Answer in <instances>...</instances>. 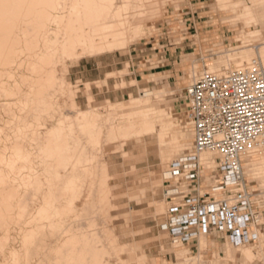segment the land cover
I'll return each instance as SVG.
<instances>
[{
  "label": "bare ground",
  "instance_id": "1",
  "mask_svg": "<svg viewBox=\"0 0 264 264\" xmlns=\"http://www.w3.org/2000/svg\"><path fill=\"white\" fill-rule=\"evenodd\" d=\"M213 1L220 11L235 13V18L242 22L245 33L238 34L235 41L230 44L231 50L229 52H239V54L220 59L215 65H208L206 72L224 75L229 71L246 69L252 65L259 66L264 72V0H248L251 4L249 8L238 3L231 4L228 0ZM164 9L165 1L163 0H0V98H2L0 110L2 108L7 113H11L12 110H17L13 109L12 105L19 104L22 112V115L19 113L18 119L16 118L17 114L15 118L12 117L15 120L10 118L14 123L16 119L18 120V123H15L14 132L11 131L10 136L9 133L3 136V129L0 130V227L4 228L3 231L9 230L8 233H10V229H5V227L15 222L11 220V217L15 219L18 215V217L23 218L29 206L26 203L27 198L24 196L28 194L29 190L32 191L34 199L42 194V202L40 205V202L37 204L38 207L35 205V212L30 215L32 216L31 219L28 218L30 220L27 219V222H23L24 226L27 224L32 227L28 230L26 228L27 231L24 232V235L22 234L23 254L14 253L13 259H10L14 263L19 264V261L24 259V263L25 260H28L30 264L29 259L31 255L33 256L34 250L31 252L28 244L34 246L35 243H40L38 241L43 243L44 238L49 236H46L45 230L47 228L49 231L55 226L58 228V225L64 226L65 224V227L67 226L69 229L66 227V230L60 231V228L58 234L55 232L60 245H56L58 246L54 254L56 259L51 263L103 264L96 251L95 242L98 240L96 230L86 231L85 228V231H82L77 229L79 218L88 214L79 215L78 206L80 204L76 200H80L83 196V201L81 199L82 208H79V212L80 209L87 212V208L92 207L96 211L92 210L93 214L96 213L97 218L101 217L103 221L112 215L108 212L113 213L109 210L115 207L111 195L114 190L110 192L107 186L108 181H106L109 177L106 171L109 163L107 164L98 157V152L100 155L108 142L114 141L117 144L114 149L119 151V155H122L121 158L126 159L131 155L124 150V147H128L135 150L140 149V159H148L150 155H153L159 161V176L150 174L145 178L143 177L145 186L140 188L142 191L130 196L137 204L143 201L146 192L155 195L162 181V175L164 182L168 177V172L171 171V164L186 155L177 157L170 164L169 170L165 173L162 172V164L172 160L171 158L175 156V152L171 150L174 143L169 142L166 137L169 130V119H175L176 116L182 114L183 110L178 108L173 111H165L151 108L149 104L156 94L146 90L141 92L138 98H131L125 104H107L109 109L106 111L107 115H103L105 118H101V114L92 110L93 107L89 109V106L84 111L73 109V113L76 111L74 124L67 122L68 124L64 123L63 125V122L58 120L57 127L52 129L46 127V121L40 122L41 115L46 113L47 116L44 115V118L48 119L49 116L51 118L50 113H54L59 108L58 95L67 96L70 101L69 106L75 108L73 103L75 94L67 88L65 80L70 64L84 58L125 51L137 40L147 37L148 32L146 30L154 27L153 22L160 19ZM250 28L253 30L246 31ZM256 53L258 57H256ZM193 69L195 70L196 67ZM20 84L25 85L28 91L26 89L23 91ZM98 107L101 106L98 105ZM5 119L10 120L9 116L8 119L7 117ZM5 119L1 123L4 124ZM6 126L4 125V128H9ZM43 127L47 128V132L42 131ZM9 129L11 130V127ZM109 146L108 148H112ZM32 147L33 149L36 148L37 151L34 149L35 152H33ZM112 150L111 152H113ZM244 156L246 157L243 162L244 177L258 180L264 184V139L252 150L244 153ZM198 161L208 169L214 165L217 167L216 157L213 153L200 154ZM124 164L126 163L124 162ZM116 175L118 176V174ZM98 177H100L98 180L100 184H97L99 188L94 182ZM128 177L131 178L130 175ZM93 184L96 186L94 187ZM45 186H47L46 189L48 188L47 191L44 190ZM93 187L98 190L97 196L100 194L97 200L94 199L97 203L92 199L93 192L96 191L93 190ZM215 195H219V193ZM14 202L17 204L15 205L19 209V213H14L16 211L14 210ZM94 203H96L95 206ZM125 205L127 207V203ZM160 206L154 204L156 214L163 209ZM128 210L127 215L130 212ZM13 213L16 216H12ZM132 214L127 217L129 223H132L133 219L136 218L134 217L135 214L133 217ZM91 215L88 216L91 219L83 220V222L86 221L89 228L95 226L93 219L95 220L96 216L94 218ZM99 219L97 223L98 221L101 222ZM106 222L108 221L106 220ZM111 222L109 221V223ZM116 222L119 223L120 220L118 222L116 219ZM15 223L22 225L20 220ZM13 226L16 225L12 224ZM73 226L77 227L76 230L73 229ZM104 226L107 228L110 225ZM21 233L18 235L21 236ZM6 234H2L5 235L4 238L2 237L4 242L10 238ZM106 236L107 243L112 244L113 250L120 256L122 263L128 264L123 261L126 251L124 252L120 248L122 246L118 248L116 238H114L116 236L112 237L109 233ZM203 237L205 236H200L198 241ZM51 238L50 240L53 239ZM0 240L2 242L1 238ZM52 241L54 242V240ZM260 242L264 244V241ZM172 243L174 246L184 245L180 241L172 240ZM5 244L8 245L9 243L5 242L3 245ZM54 245L52 243L51 246ZM229 245L231 246V244ZM259 246L263 252L264 246L260 243ZM232 247L235 246L232 245ZM252 249L251 247L242 249L241 256L250 261L255 260L251 258L253 256ZM260 250L257 252L259 253ZM103 251V254L109 253L106 246ZM186 254L187 249L185 248L179 249L175 253L177 264H189L185 262ZM142 255L136 254V257L139 258L134 260L132 264H146L148 259L146 260ZM143 258L146 260L145 263ZM236 258L237 251H232L229 257L223 259V262L218 261L209 264H225V260L232 261ZM40 260L44 262V260ZM13 262L10 261L12 264ZM151 264H154V261Z\"/></svg>",
  "mask_w": 264,
  "mask_h": 264
},
{
  "label": "rangeland",
  "instance_id": "2",
  "mask_svg": "<svg viewBox=\"0 0 264 264\" xmlns=\"http://www.w3.org/2000/svg\"><path fill=\"white\" fill-rule=\"evenodd\" d=\"M163 1H165L164 12L162 13L159 20L153 22L154 27H151L150 29L146 30L148 32V35L146 38H141V39L137 40L135 43L130 45L128 47V49H126L123 52H114V53H109V54L96 56V57H92V58H84V59L78 60L76 63L74 62V64L73 63L70 64L69 68H68L69 71L65 76V80L67 82V85H66V86H68L67 88H69V90L75 94L74 101H73L75 108H72L71 106H69L70 101L67 98V96L64 95V97H63L62 95H58L57 101H59L58 102L59 108L57 110H55L54 113H52L54 115H52L50 113L51 118H50V116L48 117V119L44 118V115L47 116L46 113L43 114V116L41 115L42 119L44 118V121H42V119L40 118V120H41L40 122L44 123L46 121L45 122L46 127L47 128L51 127L52 129H53V127L55 128V126L57 127L58 120H61V122H63L62 123L63 125H64V123L68 124L67 122L74 124L75 118H76V116L74 115V113H76L75 110L84 111V110H87V108L89 106H90L89 109H92V107H93L94 109H92V110L99 112L101 114V116H100L101 118H105V116L107 115L106 111L109 109L107 107V104H112V105L125 104L128 101H130L131 98H138L140 93L143 92L144 90H146L149 93L154 92L156 94L152 98V100L149 104L151 108H158V109L165 110V111H168V110L173 111V110L178 109V108H181V110H183L182 114H179L178 117L176 116L175 119H173V120L169 119L170 120V122H168L169 123V130H168V134L166 137L169 140V142L174 143L173 146L171 147V150L173 152H175V156L173 158H171L172 160L168 159L169 161H167V163L164 162L162 164V166H161L162 172L165 173L166 171H168L170 164L173 161H175V159L177 157L185 155V154L186 155L190 154L192 151V129H191V126L189 124L188 116H187L188 102L186 99V90L194 81L198 80V78L202 75L203 72L206 71V67L208 65H212V64L215 65V64H217L218 60H220V59H226V58H229L230 56L239 54V52H235V53L229 52L231 50L230 44L235 41V38L238 34L245 33V29L243 28L242 22H240V20L235 18V13L220 11V9L216 6V4H214L213 0H195V2H197V1L200 2L199 5L201 7H203V10L206 11V13L210 17L213 18L212 22L217 25L218 30H219V35L221 37L219 43L214 42V41L213 42H206L205 46H203V48L200 52L201 54L197 58L194 59L192 57L191 60L187 64H186V62L182 63V67L184 68V72H185L184 75L182 76L183 80H184L183 81V83H184L183 87L180 86L181 84H178L177 86H175L174 83L169 86L166 80L165 81L155 80L156 78H153L154 80H148V82L144 86L142 85V83L131 82L130 76L133 74V72L129 69L131 60H138L139 57L141 56V53L148 50L152 46L153 47L157 46V43H158L157 40L160 37H162L163 35L167 34L169 36H173L177 31H184L183 25L180 24L181 16L179 15V13H180L181 9L183 8V6L188 4L191 0H163ZM228 1L231 4L238 3L239 5L247 7V8H249L251 6V4L248 0H228ZM249 30H253V29H251V28L246 29V31H249ZM257 55L258 54L256 53V57H258ZM195 67H197V68L194 70L193 68H195ZM215 71H216V69H215ZM135 84H137V85H135ZM20 85H21L20 88L24 91L26 89V86L24 85L25 86L24 87L23 84H20ZM133 85L137 86V88H132ZM22 86H23V88H22ZM162 87H166L167 89H161ZM26 90L28 91V88ZM90 98H91V101H90ZM1 101H2V98H0V102ZM105 103H106V105H105ZM0 104H2V102ZM15 105H16V107H15ZM15 105L14 104L12 105L13 109H17L20 111L21 106L19 104H15ZM98 105L101 107H98ZM19 106H20V108H19ZM12 107H11V109H12ZM73 109H75L74 113H73ZM17 110H12L11 113H7L4 109L1 108V110H0V113L2 112L1 117H0V118H2L1 121L3 122L6 117L8 119V116H9V119L12 118L13 116L15 118L16 114H17L16 118L18 119L20 114L22 115V112L21 111L19 112ZM10 114H12L11 117H10ZM103 115H105V116H103ZM52 116H53V118H52ZM68 118H70V119H68ZM12 119L9 120L10 122L5 119L4 124L1 123V121H0V124L3 125V126L0 125V130L3 129L2 130L3 136L7 135L8 133L10 136L11 135L10 132L11 131L14 132V127L18 123L17 122L18 120L16 119V121H15L16 124H15L13 122V120H15V119H13V120ZM11 120L13 123L11 122ZM47 121H48V123H47ZM70 121H72V122H70ZM4 125L5 126L7 125L6 127H9V128L11 127V130L9 128H4ZM47 128L45 129L43 127L42 131L47 132ZM51 128H49V129H51ZM7 129H9V130H7ZM65 130L67 131V129H65ZM13 132H12V135H13ZM107 145L109 147H112L113 150H112V148H108ZM114 146L117 147V144L114 141H110L107 144H105L104 149H102V152H100V155L98 152L99 159L102 158V160H104L107 164L108 163L110 164V165L108 164L110 167L107 165V169H106L107 174L109 175V177L106 181H108L107 186H108L110 192H111V190L112 191L114 190L113 194L111 192V195L113 196L112 199L115 202V207H113V209L111 208L112 210L111 209L109 210V211L113 212L114 214L108 212V214L113 215V218H112V215L111 216L108 215L109 220L107 218V219H105V221H103V219L101 217H99L101 219L97 218V216L95 215L96 213L93 214L92 210H94V208H92V207H91L92 209L90 207L87 208V212H83L82 209H80V212H79V208H82L81 202L83 201V196L81 197L82 201H81V199L76 200L77 202L79 201L78 202L80 204L79 206L77 205V202L75 201L76 205L78 206L79 215H83V214H85V215L88 214V215L85 217L79 218L80 220H79L78 228L76 227L77 226L76 225V226H73V229L76 230V228H77L78 230H82V231H85V228H86V231L87 230H96L95 233L97 234V238H98V240L95 242L96 251L98 252V255L100 256V260L103 262V264H123L120 256L117 254L116 251L113 250L112 244L107 243V239H106L107 233H109L112 237L116 236L114 238H116L115 240L117 242L118 248L120 246H122L120 248L123 249L124 252L126 251L125 255H124L125 259L123 261L125 263L127 262L128 264H130V263L132 264L134 262V260H138L139 257L137 258L136 254L140 256V255H142V252H143L142 256L146 260L148 259L146 261L143 258L144 259L143 261H144V263L146 261V264H148V263L151 264L152 261H154V264H177L175 253L179 249H183V248L187 249L185 262H187L189 264H209V263H214V262H218V261L223 262V259L229 257L231 255L232 251H235V252L237 251V258L235 260H232V261L231 260H225V262H226L225 264H264V250L262 252L260 250L261 246H259V243L264 246V244H262L263 242H260V241H264V225L261 227L260 232H259L260 233L259 237L261 236L260 239H258V241L256 243L250 244V245H244L241 247H232V245L231 246L228 245L227 242H224L222 240H218V246L220 247V249L215 251L213 247L206 248L205 239L200 238L197 250H195L194 248H190L187 245L174 246L171 238L168 235V233L162 228V226L165 224V215H166V212L168 209V203L164 199L163 194H162V192H163V175H162V181L160 183V186L157 188V191H156L157 193L155 195H151V193L146 192L145 197L143 198V201H141L140 204H137L135 202V200L130 198V196L132 194H135L136 192L140 193L142 191V190L140 191V188H143L145 186L144 178L146 176H149L150 174H152V175L156 174L159 176L158 170L160 169V164H159L158 159L153 155H150L148 157V159H140V156H141L140 149L135 150V149L128 148V147H124V150H126L129 154H131L133 156L131 157V155H129L128 158L124 159V158H121L122 155L121 156L119 155V153H118L119 151L114 149ZM105 148H107L108 150H106ZM31 149L33 150V152L37 151L36 148H34L35 151H34L33 147ZM111 150L113 152H111ZM107 154H109V155H107ZM134 154H135V156H134ZM138 160H141V161H138ZM124 162L126 164H124ZM208 165H206V166H208ZM132 166L134 167L133 170H132ZM127 167H129V168H127ZM215 167H216V165L209 168V170H214ZM245 171H246V169H245ZM127 173H129V174H127ZM146 173H147V175H146ZM114 174L115 175L118 174V176L116 175L117 178L115 177ZM129 175L131 176V178H129V177L127 178V176H129ZM138 179H139V181H137ZM95 180L96 181H94V182L96 185L100 184V181L98 182V180H100V177H98V179L96 178ZM245 180H246L248 189L253 194V201L257 205L258 210L260 212L264 211V184L260 183V181H258V180L257 181L251 180L249 177H246V176H245ZM137 183H138V185H137ZM95 184H93L94 187L96 186ZM111 184L114 185L115 187L112 186ZM118 186H119V190H118ZM46 187L47 186L44 187V190L47 191L48 188L46 189ZM94 187H93V190L94 191L96 190V191L93 192L92 199L94 200L96 198V200H97V198L100 194L97 196L98 190H97V188H94ZM96 187L99 188V185H97ZM115 189H117V190H115ZM118 191L120 193L119 197H118V195H119ZM128 191L130 192V195H128L129 194ZM94 193L96 194L95 196H94ZM114 194H115V196H114ZM41 195H39L37 198L34 199L32 197V191L29 190L28 194H26L24 196L27 198L26 203L29 206H28V209L26 210L25 214L23 215V218L18 217V215H17V217H15V219H14V217H11L12 218L11 220H13V222L20 220V223L22 225H18L15 222L12 223L13 225H16L15 227L14 226L12 227V224L7 225L5 227V229L6 228L10 229V233H8L9 230L3 231L4 228L2 229L0 227L1 228L0 230H2V231H0V236H1L0 238L2 239V242L0 240V257H1L0 258V264H12V263H10V261L13 262V260H10V259H13L14 253L19 254V252H20V254L21 253L23 254L22 250H23L24 242L22 240L23 238H21V237H23L25 231H27L30 227H32L31 225H27V224H25V226H24L23 222L24 223L27 222L28 218L31 219L32 216H30V215L35 212L36 206L38 207L37 204L40 202L39 203V205H40L42 202ZM84 195H85V193H84ZM111 195H109V196H111ZM122 197L123 198L125 197V198L123 199ZM150 197H152V198H150ZM96 200H94V201L97 203ZM125 202L127 203V207L125 205L126 204ZM96 203H94V206L96 205ZM15 204H16V202H14V205ZM154 204L161 205L160 206L161 208L163 207V209L161 210L160 213H158V214L155 213ZM16 205L14 207L15 208L14 210H16L14 213H19L18 212L19 209H17ZM129 208H131V209H129ZM127 210H128V212L130 211L129 215H127L128 214ZM94 212H96V211L94 210ZM14 213L12 214V216L13 215L16 216V214H14ZM89 213L92 214L91 217L95 218V216H96L97 219L95 218V220L93 219V221H94L95 226L100 225V226H96L97 229L95 228V226L89 228L86 225V221L83 222L84 219H91L90 217H88V216H90ZM130 213L131 214L133 213L132 217L134 214H135L134 217H136L133 219L132 223H129L127 220V217L131 215ZM124 215L126 218L124 217ZM137 216H138V218H137ZM30 219H28V220H30ZM98 219L101 220L102 224H104L106 226L110 225V226H108L110 228H108V227L106 228L104 225L101 224L100 221H98V223H97ZM116 219H118V222L120 220L119 223L123 222L124 225H123V223L122 224L117 223ZM106 220L108 222H106ZM95 221H96V223H95ZM109 221H112V222L109 223ZM113 221H115L117 224ZM80 222H81V224H80ZM99 222H100V224H99ZM261 222L264 224V219H262ZM128 223H129V225H128ZM22 226H24V227H22ZM66 227L64 224V226L58 225V228L55 226L54 228H51L49 231H47L49 229V228H47L45 230V232L49 233V234L46 233V236L49 235L48 236L49 238L45 237L44 238L45 242L43 241V243H42L41 241H38L40 243H35L34 244L35 247L33 246V244H31V245L28 244V246H30L31 252H32V250H34L32 252L33 256L31 255L32 258L30 257V259H29L30 264H32L34 259H35L34 262L38 261L37 262L38 264L40 262L42 264H52L51 262L55 261L56 255L54 257V254L57 251L56 250L57 247L60 245L58 243L57 237H56L58 232H59L58 229L61 228L60 231L61 230L63 231V230H66ZM23 228H25V229H23ZM26 228H27V230H26ZM56 228H57V230H56ZM67 229H69V228L67 227ZM21 230L23 231L22 233H21ZM3 232H5V233H3ZM52 232H54V233H52ZM55 232L57 234H55ZM19 233H21V236L18 235ZM2 234L9 235L10 238L7 239L9 241H7V240L5 241V242L9 243L8 245L7 244L3 245L5 243L3 240L5 235H2ZM50 235L51 236L54 235L52 237L53 239L51 238ZM50 238L52 240H54V242L52 240H50ZM20 240H22V241H20ZM46 243H48V244L46 245ZM52 243H53V245L55 243L56 244L54 246H51ZM56 245H58V246H56ZM159 245H161V246H159ZM31 246H32V248H31ZM105 246L109 250L108 254H103L104 253L103 249ZM42 247H43V249H42ZM136 247H138V248H136ZM247 247L253 248L251 250V251H253V256L251 258L255 259V260L250 261V260L246 259V257L241 256V254H240L241 250L245 249ZM4 248H6V249H4ZM53 248H55V249L53 250ZM40 250H41V252H39ZM259 250H260V252L258 253L257 251H259ZM13 251H15V252H13ZM16 251H18V252L16 253ZM36 251H37V253H36ZM257 253H258V255H257ZM37 254H39L40 256L38 255L35 257V255H37ZM38 257H39V259H38ZM40 259L44 260V262L41 261ZM34 262H33V264H37ZM26 263L29 264L28 260H25V263H24V259H21L19 261V264H26ZM13 264H16V263L13 262Z\"/></svg>",
  "mask_w": 264,
  "mask_h": 264
},
{
  "label": "built area",
  "instance_id": "3",
  "mask_svg": "<svg viewBox=\"0 0 264 264\" xmlns=\"http://www.w3.org/2000/svg\"><path fill=\"white\" fill-rule=\"evenodd\" d=\"M186 99L193 147L171 164L163 182L168 209L162 228L187 246L200 236L235 247L254 244L264 214L248 189L243 162L264 139V72L257 65L224 75L205 71ZM205 152L216 157V169L199 163Z\"/></svg>",
  "mask_w": 264,
  "mask_h": 264
},
{
  "label": "crops",
  "instance_id": "4",
  "mask_svg": "<svg viewBox=\"0 0 264 264\" xmlns=\"http://www.w3.org/2000/svg\"><path fill=\"white\" fill-rule=\"evenodd\" d=\"M199 3L191 0L181 9L180 24L183 25L184 31H177L173 36L163 35L157 40V46L141 53L138 60L130 61L129 69L133 72L130 76L131 82L142 83L144 86L148 80L156 78L155 80H166L169 86L173 83L175 86H184L182 76L185 72L182 63L187 64L192 57L197 58L206 42L219 43L221 39L217 25L212 22L213 18ZM132 88L137 86L133 85ZM262 212L264 214V211ZM203 238L206 248L213 247L215 251L220 249L216 237ZM198 243L189 247L197 250Z\"/></svg>",
  "mask_w": 264,
  "mask_h": 264
}]
</instances>
